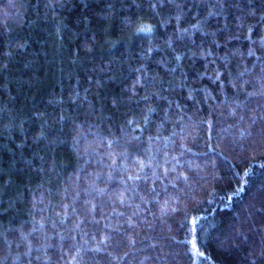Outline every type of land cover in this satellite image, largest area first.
I'll return each mask as SVG.
<instances>
[{
  "label": "trees",
  "instance_id": "obj_1",
  "mask_svg": "<svg viewBox=\"0 0 264 264\" xmlns=\"http://www.w3.org/2000/svg\"><path fill=\"white\" fill-rule=\"evenodd\" d=\"M0 264H264V0H0Z\"/></svg>",
  "mask_w": 264,
  "mask_h": 264
},
{
  "label": "snow or ice",
  "instance_id": "obj_2",
  "mask_svg": "<svg viewBox=\"0 0 264 264\" xmlns=\"http://www.w3.org/2000/svg\"><path fill=\"white\" fill-rule=\"evenodd\" d=\"M129 179H132V177H129Z\"/></svg>",
  "mask_w": 264,
  "mask_h": 264
}]
</instances>
